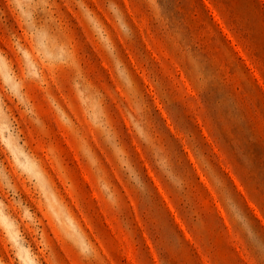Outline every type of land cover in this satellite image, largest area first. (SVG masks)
Listing matches in <instances>:
<instances>
[{
    "label": "rangeland",
    "instance_id": "1",
    "mask_svg": "<svg viewBox=\"0 0 264 264\" xmlns=\"http://www.w3.org/2000/svg\"><path fill=\"white\" fill-rule=\"evenodd\" d=\"M109 2L83 0L103 22L118 57L131 70L147 105L145 127L169 157L183 181L181 187L168 182L156 166L152 149L131 128V105L111 61L84 22L77 0H57L62 9L60 33L72 42L86 76L104 94L119 142L143 177L147 192L136 190L103 140L83 121L73 99L71 71L61 73L49 90L92 144L102 170L119 192V218L98 193L76 142L38 87L27 89L32 116L4 90H0V107L10 113L29 149L46 163L107 264H264V0H155L154 4L112 0L126 15L132 38L122 37L108 12ZM42 18L37 9V19ZM20 31L8 0H0V49L7 51L8 34ZM16 48L21 49L19 41ZM48 144L62 155L76 195L68 178L49 160ZM194 150L223 178L245 221L225 214ZM9 165L8 154L0 150V166L13 173L24 201L39 219V229L24 225L27 240L40 248L41 255L50 246L46 264H56L57 259L59 264H82L44 206ZM0 196L6 198L5 193ZM37 231L43 237L40 241ZM21 259L30 264L29 258ZM0 264H14L3 241Z\"/></svg>",
    "mask_w": 264,
    "mask_h": 264
},
{
    "label": "clouds",
    "instance_id": "2",
    "mask_svg": "<svg viewBox=\"0 0 264 264\" xmlns=\"http://www.w3.org/2000/svg\"><path fill=\"white\" fill-rule=\"evenodd\" d=\"M152 2L154 4L155 0ZM8 6L15 12L21 31L9 33L5 40L7 51L0 49V90H4L9 96L15 98L25 114L29 116L34 114V109L27 94L28 87L36 86L45 94L57 121L76 142L79 155L89 166L98 193L110 212L119 218L122 209L119 192L102 170L92 144L49 90L52 82L58 80L61 73L71 71L74 74V102L88 128L97 133L110 150L118 168L126 174L128 180L140 193H146L147 186L130 160L127 149L119 142L118 134L105 109L104 94L86 76L72 42L60 33L61 20L58 13L62 9L58 8L57 0H35V2L28 0L27 3H21V0H8ZM77 6L84 22L111 61L116 78L120 82L121 91L128 98L131 105V128L139 140L152 149L156 166L168 182L178 188L181 187L183 181L174 173L169 157L145 127L147 105L135 85L131 70L118 57L116 45L109 31L93 10L83 3V0H77ZM37 9L40 10L42 19H37ZM107 9L122 37L132 38L133 29L119 5L110 0ZM16 41H19L21 45L19 51L16 48ZM35 123L40 128L43 127L39 120H35ZM0 150L8 154L12 162L9 167L14 166L15 173L44 206L59 235L74 249L82 264H107L104 252L89 235L72 205L64 198V194L59 191L55 179L49 174L46 163L22 140L15 121L3 107H0ZM45 151L52 164L57 166V171L68 178V186L76 195L75 182L65 169L59 150L54 144H48L45 145ZM194 156L217 192L225 214L227 216L231 214L233 218L241 222L245 221L246 217L227 191L223 178L201 153L194 150ZM0 192L6 194V198L0 196V241L6 244L14 258V264H24L21 257L29 258L30 264H46L44 256L49 255L50 246L45 248L41 255L40 248L25 237V224L37 229L41 227L36 223L39 220L38 216L33 212L31 205L24 201L20 193V185L13 173L10 174L8 168L3 166H0ZM44 231L46 232L47 229L44 228ZM42 239L40 232L37 231L36 240ZM40 247H44L43 244ZM51 251L54 254V250ZM56 264H59V259L56 260Z\"/></svg>",
    "mask_w": 264,
    "mask_h": 264
}]
</instances>
